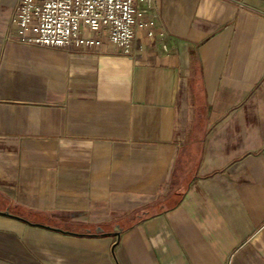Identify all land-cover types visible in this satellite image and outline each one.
I'll use <instances>...</instances> for the list:
<instances>
[{
  "label": "crops",
  "instance_id": "1",
  "mask_svg": "<svg viewBox=\"0 0 264 264\" xmlns=\"http://www.w3.org/2000/svg\"><path fill=\"white\" fill-rule=\"evenodd\" d=\"M18 1L0 0V264H264V0H156L129 53L31 41Z\"/></svg>",
  "mask_w": 264,
  "mask_h": 264
},
{
  "label": "built area",
  "instance_id": "2",
  "mask_svg": "<svg viewBox=\"0 0 264 264\" xmlns=\"http://www.w3.org/2000/svg\"><path fill=\"white\" fill-rule=\"evenodd\" d=\"M157 17L156 0H19L10 21L47 46L96 47L107 38L129 53L138 29L155 37Z\"/></svg>",
  "mask_w": 264,
  "mask_h": 264
},
{
  "label": "trees",
  "instance_id": "3",
  "mask_svg": "<svg viewBox=\"0 0 264 264\" xmlns=\"http://www.w3.org/2000/svg\"><path fill=\"white\" fill-rule=\"evenodd\" d=\"M177 201V200H176ZM165 207L163 206H156V205H152V206H148L144 209L141 210H137L136 212H134L132 215L126 217L125 219L127 220V226L133 225L136 221L151 215V214H156L162 210H164ZM14 212L20 214V215H25L24 210H14Z\"/></svg>",
  "mask_w": 264,
  "mask_h": 264
},
{
  "label": "water",
  "instance_id": "4",
  "mask_svg": "<svg viewBox=\"0 0 264 264\" xmlns=\"http://www.w3.org/2000/svg\"><path fill=\"white\" fill-rule=\"evenodd\" d=\"M3 213H5V214H12L9 210H5V211H3ZM47 227H50V226H48V225H46ZM117 231H116V233H117V235H119L120 234V229H116Z\"/></svg>",
  "mask_w": 264,
  "mask_h": 264
}]
</instances>
